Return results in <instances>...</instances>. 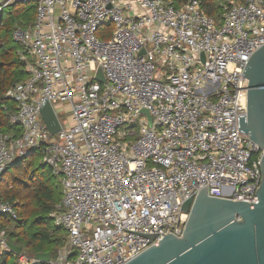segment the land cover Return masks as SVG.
<instances>
[{
    "label": "built area",
    "instance_id": "obj_1",
    "mask_svg": "<svg viewBox=\"0 0 264 264\" xmlns=\"http://www.w3.org/2000/svg\"><path fill=\"white\" fill-rule=\"evenodd\" d=\"M29 3L35 20L12 36L28 78L6 94L21 132L0 135V177L38 151L60 178L51 216L68 245L47 264H126L164 234L181 237L183 205L206 186L211 197L259 203L263 152L239 117L243 72L264 45V0L221 3V25L201 0H0V15ZM100 66L107 85L95 79ZM45 101L61 124L55 135ZM18 218L0 199V256L12 252L4 222Z\"/></svg>",
    "mask_w": 264,
    "mask_h": 264
},
{
    "label": "water",
    "instance_id": "obj_2",
    "mask_svg": "<svg viewBox=\"0 0 264 264\" xmlns=\"http://www.w3.org/2000/svg\"><path fill=\"white\" fill-rule=\"evenodd\" d=\"M243 76L248 80L247 116L239 117V130L263 152L256 194L259 203L211 197L206 186L183 205L189 217L181 237L164 234L159 243L126 264H264V45L250 57ZM95 79L108 84L102 66ZM143 113L152 121L147 110ZM40 115L50 134L61 130L49 101L41 106ZM9 247L17 254L22 252L11 242ZM51 257V253H40L35 259L47 264Z\"/></svg>",
    "mask_w": 264,
    "mask_h": 264
},
{
    "label": "trees",
    "instance_id": "obj_3",
    "mask_svg": "<svg viewBox=\"0 0 264 264\" xmlns=\"http://www.w3.org/2000/svg\"><path fill=\"white\" fill-rule=\"evenodd\" d=\"M180 1L177 0V3ZM221 1L201 0L204 12L217 25H221L223 20L224 7ZM26 5L18 6V9H22L20 11L16 9L8 15L4 11L0 15V135L17 136L21 132L10 121L16 106L6 94L28 78L26 65L19 55L22 47L12 37L16 28L25 27L36 18L35 5ZM25 14L27 19L21 20ZM15 20L18 21L15 23ZM57 178L52 169L42 163V155L38 151L16 160L1 175L0 199L15 205L19 214L17 220L4 222L8 240L21 247L22 252L0 256V264H18L21 256L28 259L26 264H32V259L40 253H51V259L54 260L67 247L68 233L51 217L63 198V189ZM69 259L73 260L74 257Z\"/></svg>",
    "mask_w": 264,
    "mask_h": 264
},
{
    "label": "rangeland",
    "instance_id": "obj_4",
    "mask_svg": "<svg viewBox=\"0 0 264 264\" xmlns=\"http://www.w3.org/2000/svg\"><path fill=\"white\" fill-rule=\"evenodd\" d=\"M225 1H231V2H233V1H236V0H222L221 3L225 2ZM33 5H34V4H33ZM21 6H24V5H20L19 7H21ZM27 6H28V5L24 6L25 10H26V7H27ZM19 7H17V8H8V9H6V10H5L6 15H8V13L15 12L14 10H16V9H17L18 11L22 10V9H18ZM22 18H23L24 20H26V19H27V14H25L24 17H21L20 19L22 20ZM18 20H19V19H18ZM18 20H15V23H16ZM105 29H108V26H107V25L104 26L103 30H105ZM63 112H64V113H63ZM69 112H70V107H68L67 105H65V106L63 107V109L58 110V113H62V114H60V118H61L62 123H63L64 125H67L68 122L72 121V118H69ZM57 179H58L59 182L61 183L60 178H57ZM58 180H57V181H58ZM61 186H62V184H61ZM62 189H63V187H62ZM51 217H52V216H51ZM53 219H54V218H53ZM18 264H20V260H18Z\"/></svg>",
    "mask_w": 264,
    "mask_h": 264
}]
</instances>
